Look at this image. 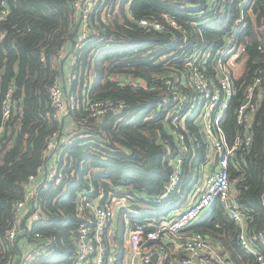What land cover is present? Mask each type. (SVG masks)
I'll use <instances>...</instances> for the list:
<instances>
[{
    "label": "trees",
    "instance_id": "obj_1",
    "mask_svg": "<svg viewBox=\"0 0 264 264\" xmlns=\"http://www.w3.org/2000/svg\"><path fill=\"white\" fill-rule=\"evenodd\" d=\"M6 2L9 14L1 26L6 35L0 42V102L13 88L14 105L13 116L4 124L5 133L0 140L2 264L9 257L18 264L17 239L22 235L12 242L7 238L13 222V204L25 198L29 178L50 159L46 149L53 134L63 136L64 123L54 117L49 88L59 74L54 62L60 60L64 47L69 45L73 50L66 55H73L74 63L70 86L65 91L78 104L69 113L77 130L66 146L63 182L41 189L35 197L48 223H34L32 228L22 223L29 241L37 232L53 234L58 239L55 253L38 257L33 264L71 260L78 240L72 231L79 224V193L102 204L111 202L115 195L131 197L139 205L133 209L139 212L134 219L141 225L150 219L159 224L181 211L202 178L200 168L207 164L206 146L200 130L188 121L192 137L197 138L195 153L192 156L191 150L186 158L176 190L161 202L154 200L164 193L178 152L176 142L168 136L169 123L160 106L164 96L161 77L170 74V69L180 65L195 49L212 56L227 40L236 38L245 48L240 60L243 73L234 78L235 94L223 121L232 138L239 130L236 107L261 64L257 59L264 57V0H248L245 4L243 0H217L215 5L211 0H99L91 18L94 32L84 43L79 40L81 19L73 0ZM166 16L182 25L184 31L168 25L163 31L147 30L131 19L164 22ZM241 16L243 20L238 24ZM236 26L240 28L234 33ZM107 98L125 100L126 109L89 118L85 103ZM84 119V125L77 124ZM252 134L251 149L231 160L230 174L233 197L254 220L256 233L264 231V93ZM124 212L109 238L117 247L120 263L126 230ZM187 231L219 241L223 256L232 264H255L256 257L241 248L238 228L220 201ZM106 243L109 244L108 238Z\"/></svg>",
    "mask_w": 264,
    "mask_h": 264
},
{
    "label": "built area",
    "instance_id": "obj_2",
    "mask_svg": "<svg viewBox=\"0 0 264 264\" xmlns=\"http://www.w3.org/2000/svg\"><path fill=\"white\" fill-rule=\"evenodd\" d=\"M99 0H73L76 15L81 19L80 42L84 43L92 35L91 18ZM213 5L217 0H211ZM248 0H243L247 3ZM9 14L6 0H0V42L5 38L6 30L1 28L2 21ZM140 27L147 30L163 31L168 25L177 30L184 31L182 25L173 18L165 17V21L151 18L136 20ZM243 20L239 19L238 24ZM234 27L233 32L239 30ZM245 48L237 42L236 38L227 40L214 55L203 50L195 49L180 65L172 67L170 74L161 77L160 90L164 96L160 106L165 112L168 136L176 142L177 155L173 162V172L164 186V193L154 200L159 202L166 199L176 190L180 183L183 165L191 153H195L197 138H193L188 121H191L199 130L206 146L207 164L200 168L202 187L198 195L194 194V202L185 210L160 222L148 221L141 225L134 217L139 213L133 209L134 200L129 196L115 195L112 201L102 204L99 200H91L85 193L77 196V219L79 224L72 231L77 240L76 250L69 262H55L54 264H152L153 255L160 253L169 258L170 250L162 244L168 236L178 242V251L173 259L179 264H232L231 261L219 256L216 248L203 234H188L184 241L182 233L194 225L216 201L223 203L228 209L229 216L238 228V241L241 248L248 254L256 257L255 264H264V231L254 233L253 219L237 204L232 196V181L230 162L238 154H244L251 149L254 137L252 125L255 115L260 108L262 93H264V57L256 68L252 82L245 90L244 99L236 107L235 117L239 130L229 138L223 121L231 106L235 94L234 78L238 76L240 60ZM62 54L59 56L61 59ZM259 59V58H258ZM44 60V59H43ZM243 66V65H242ZM243 73V71H241ZM13 92L10 88L0 102L2 124L0 125V140L5 133V123L13 116ZM50 104L54 110V117L61 118L63 113L69 114L78 108L74 97L66 93L62 78L56 75L49 88ZM127 103L121 99H103L87 101L85 110L89 118H100L108 114L121 113L126 109ZM86 119L77 122L84 125ZM72 139H63L58 133L53 134L48 141L46 154L50 157L48 162L40 167L36 175H32L26 184V196L23 200L13 204V222L7 230V238L12 242L18 237L25 217H30L32 223L44 225L48 218L44 215L38 201L35 199L41 189H50L60 185L65 177L66 146ZM169 140L167 139L166 142ZM190 143V144H189ZM191 145V146H190ZM218 155V163L215 157ZM42 180L38 182V179ZM114 195V194H113ZM31 205V214L29 203ZM125 210L127 239L124 240V255L120 263L117 247L109 242V232L117 220V211ZM35 241L39 242L37 252L41 255H53L58 239L53 234L37 232ZM107 238L108 243L107 244ZM87 241L85 242V240ZM154 245V247H153ZM37 257L28 255L18 264H33ZM13 257L5 260L4 264H12ZM0 264L2 262L0 261Z\"/></svg>",
    "mask_w": 264,
    "mask_h": 264
},
{
    "label": "crops",
    "instance_id": "obj_3",
    "mask_svg": "<svg viewBox=\"0 0 264 264\" xmlns=\"http://www.w3.org/2000/svg\"><path fill=\"white\" fill-rule=\"evenodd\" d=\"M64 48L65 49L62 52V56L63 57L59 61H55L54 62V67L55 68H56V66L58 67L59 74H60V76L62 78L64 89H68L69 86H70V76L72 74L71 72H72V66H73V63H74V57H73V55L72 56H70V55L67 56L66 55L67 52L69 53L71 50H73L71 48V45H69L68 47H64ZM64 58L66 60L63 61ZM239 73L241 74L242 72H239ZM60 119L64 123V125H63V136H60L61 137V141H62L63 139L71 138L74 134H76L75 131L77 130V128L75 126V122L72 120V118L70 116L66 115V113H63V115H62V117ZM41 180H42V177H40L38 179V182H40ZM202 180H203V178H201V180H200V185L198 184L197 186H195V188H196V191L194 193L195 196L198 195V192H199L200 188L202 187V184H201ZM194 194H192V195H194ZM185 209L186 208H183L181 211H183ZM121 212H122V210H118L117 211V220H116L115 224L113 225L111 233L109 232V234H110L109 238L113 236L115 230L117 229V221H118V217L121 214ZM136 212H138V211H136ZM206 215H207V213H204L199 220L204 218ZM166 219H168V218H165L164 220H166ZM149 221H154L156 223L155 219H150ZM23 223H24L25 226H28V228H32V225L34 224V223H32V219H30V217H28V219H25L23 221ZM125 232H126V230H125ZM191 233L192 232H189L187 230L184 231V233H182V237L183 238L181 240V243L184 241V238L188 234H191ZM18 235H22L23 236V237L21 236L19 239H17V245L19 246V248H18L19 250L17 252L18 263H20V261H21V259L23 257H26L28 255H31V256L35 255V257H37V258L38 257H42V256H46V257H50L51 256V255H41V256H39V252H37V250H38L40 241H35V238L32 241H29L25 237V230H24L23 226H21V229H20ZM126 239H127V235L125 233L124 240H126ZM209 240L212 243V245L216 248L219 256H222L225 259H227L226 256H223V254L225 252H224L222 244L219 241L215 240V239H209ZM178 243H180V242H178L177 240L172 239V238L167 236L164 239V241L162 242V244L166 246L167 250L168 249L170 250L169 258L164 257L160 253H155V255L157 254L158 257H157V261L156 262L153 261V263L154 264H179L178 261H175L173 259V255H172L175 251H178ZM153 247H154V245H153ZM37 258L35 259V261L37 260ZM12 264H13V261H12ZM52 264H54V263H52Z\"/></svg>",
    "mask_w": 264,
    "mask_h": 264
},
{
    "label": "rangeland",
    "instance_id": "obj_4",
    "mask_svg": "<svg viewBox=\"0 0 264 264\" xmlns=\"http://www.w3.org/2000/svg\"><path fill=\"white\" fill-rule=\"evenodd\" d=\"M242 69H243V66H242V64H240V67H239V71L237 72V74H239V72H241L242 71ZM124 80V79H123ZM66 115H68L69 116V114H66ZM72 118V117H71ZM73 120V119H72ZM74 121V120H73ZM197 168H196V172H197ZM199 185H200V182H199ZM195 191H196V188H194L193 189V191H192V193L189 195V199H187L184 203V206H183V208H187L188 206H190L193 202H194V195H192V194H194L195 193ZM231 193H232V196H233V194H234V189L232 188V191H231ZM180 212V211H179ZM179 212H177V213H175V214H178ZM174 213H172L170 216H172V215H175Z\"/></svg>",
    "mask_w": 264,
    "mask_h": 264
},
{
    "label": "water",
    "instance_id": "obj_5",
    "mask_svg": "<svg viewBox=\"0 0 264 264\" xmlns=\"http://www.w3.org/2000/svg\"><path fill=\"white\" fill-rule=\"evenodd\" d=\"M257 61L258 62H260V61H263V59L262 58H259V59H257ZM218 160H219V157H218V155H216V157H215V164H217L218 163ZM182 171V170H181ZM133 207H139V205L138 204H134L133 205ZM87 241V239L85 240V242ZM157 254L156 255H153V261L154 262H156L157 261Z\"/></svg>",
    "mask_w": 264,
    "mask_h": 264
}]
</instances>
